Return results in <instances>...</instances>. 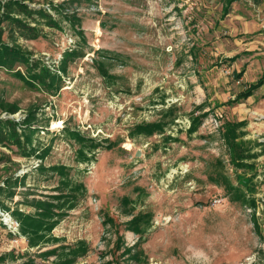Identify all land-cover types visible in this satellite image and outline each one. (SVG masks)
Wrapping results in <instances>:
<instances>
[{
  "label": "rangeland",
  "instance_id": "1",
  "mask_svg": "<svg viewBox=\"0 0 264 264\" xmlns=\"http://www.w3.org/2000/svg\"><path fill=\"white\" fill-rule=\"evenodd\" d=\"M22 1L47 7L61 28L43 23V35L27 39L5 21L3 40L12 43L14 30L23 49L54 69L66 64L67 73L59 70L62 87L48 90L18 75L26 65L0 67V101L20 107L11 114L0 106V118L22 120L33 109L38 129L37 150L29 155L12 142L0 144V186L12 175L24 177L15 198L6 200L11 210L0 211L16 220L18 201L57 193L60 175L40 165L65 164L86 190L53 233L59 244L87 242L75 264H264V85L234 100L264 77L262 8L248 0L234 1L228 13L227 0L65 3L80 27L52 9L68 0ZM73 49L77 54L64 59ZM101 61L110 76L99 70ZM196 117L202 122L189 132ZM159 121L165 133L132 136L136 125ZM230 121H247L238 142L258 154L247 167L236 166L223 138ZM87 138L101 144L90 150ZM221 171L256 206L217 184L213 175ZM126 210L151 214L142 238L128 228ZM40 251L0 219V264H55Z\"/></svg>",
  "mask_w": 264,
  "mask_h": 264
},
{
  "label": "trees",
  "instance_id": "2",
  "mask_svg": "<svg viewBox=\"0 0 264 264\" xmlns=\"http://www.w3.org/2000/svg\"><path fill=\"white\" fill-rule=\"evenodd\" d=\"M82 0H68L62 3V5L52 4V9L56 10L58 14L67 15L73 26L80 25L81 19L76 13L65 12V3L81 2ZM92 1V0H89ZM237 0H227V4L224 6V12L228 13L231 4ZM255 5H261L264 0H251ZM24 15V17L22 16ZM37 15V17H35ZM44 18V21H41ZM9 21L15 29L19 30L23 37L27 39H36L43 35V31L39 27L41 24L46 23L48 26L61 28L60 21L49 12V9L45 6L32 7L28 3L22 0H0V67H6L12 70L16 65H26L27 72L24 74L18 71V75L27 80L31 84H42L43 87L48 90L61 88L60 82L62 81V75L67 73V65L63 64L59 69H54L41 58L34 57L33 52L23 49L19 43L16 42V35L14 30L12 31L13 42H7L3 40V23ZM35 23V24H33ZM110 52V51H106ZM77 54V50L66 52L64 59L69 56ZM116 54V53H113ZM118 55V54H117ZM105 56V55H104ZM119 56V55H118ZM99 70L104 76H110L108 69L106 68L105 61H101L98 65ZM243 74V71L240 73ZM264 85V77L260 78L257 82L250 84L245 90L241 91L234 100H245L251 97L256 90ZM56 90H54L55 92ZM0 106L3 111L15 114L19 112L20 107L17 104L5 103L4 100L0 101ZM37 113L33 109L29 111L26 117L22 120L5 119L0 118V144H8L12 142L16 144L21 150H24V154L29 155L33 151L36 152L37 147L34 145V134L38 131L36 124ZM202 117H196L192 125L189 128V132L197 130L201 124ZM247 121H230L225 123L223 138L227 143L229 149L234 152L233 159L236 161L237 167H247L250 163L247 161L250 158L256 157L258 154L250 153L251 149L244 147L243 144H239V138L245 136L244 130ZM21 128V131L19 130ZM156 133H165V125L161 121L159 122H146L136 125L133 129L132 136L135 135H147L153 136ZM80 136V133H78ZM84 138V137H82ZM92 142L90 150L98 148L101 144L95 138H87ZM166 141L174 139L171 135L165 137ZM30 146V148H29ZM33 150V151H31ZM84 159L90 160L89 155L84 151ZM39 156H44L43 154ZM0 160L2 158L0 157ZM40 169L43 171L53 172L60 175V184L55 187L57 193L44 195L45 197H33L27 198L24 201H18L16 208L12 210L13 217L20 223L21 233L28 238V243L31 248L38 247L41 251L39 256L48 260L51 257H55V264H75L78 259L84 256L88 252V244L85 240L79 241L76 246H68L59 244L60 239L56 237L53 230L56 226L68 215L69 210H72L77 205L78 193L86 190L84 183H77L70 176V168L65 164H55L49 167L41 164ZM215 182L217 184L224 185L225 189L234 194V200H240L243 203L256 206V198L248 197L247 193L240 185L234 184L230 177L220 172L216 176ZM24 177L12 175L5 179L4 185L0 186V207L8 211L11 210V206L6 203L8 198L14 199L18 194L17 188L23 182ZM253 180V179H252ZM68 188V189H67ZM20 203L28 205L31 210H26L19 206ZM126 214L132 215V218L127 221V226L130 230L135 231L140 238L143 237L144 232L148 229L151 222V214L140 213L133 214L132 211H124ZM147 224V226H146ZM50 246L47 249L45 247ZM137 247V245L135 246ZM135 247H129L128 252L132 253ZM133 258L138 259V253L132 254ZM4 260L1 258L0 261ZM15 264H28V262L15 263Z\"/></svg>",
  "mask_w": 264,
  "mask_h": 264
},
{
  "label": "built area",
  "instance_id": "3",
  "mask_svg": "<svg viewBox=\"0 0 264 264\" xmlns=\"http://www.w3.org/2000/svg\"><path fill=\"white\" fill-rule=\"evenodd\" d=\"M9 216V217H8ZM0 219L3 220V223L9 227L10 231L13 234L20 233V223L17 220H14L8 211H0Z\"/></svg>",
  "mask_w": 264,
  "mask_h": 264
},
{
  "label": "crops",
  "instance_id": "4",
  "mask_svg": "<svg viewBox=\"0 0 264 264\" xmlns=\"http://www.w3.org/2000/svg\"><path fill=\"white\" fill-rule=\"evenodd\" d=\"M252 5L256 6V7H259V8H262L263 10V13H264V2L260 5V6H257L255 5L251 0H248ZM264 15V14H263ZM234 17L235 18H239V19H242L243 22L247 21V15L245 13H236L234 12ZM250 21H253V19H250Z\"/></svg>",
  "mask_w": 264,
  "mask_h": 264
},
{
  "label": "bare ground",
  "instance_id": "5",
  "mask_svg": "<svg viewBox=\"0 0 264 264\" xmlns=\"http://www.w3.org/2000/svg\"><path fill=\"white\" fill-rule=\"evenodd\" d=\"M57 124H60V123H57Z\"/></svg>",
  "mask_w": 264,
  "mask_h": 264
}]
</instances>
